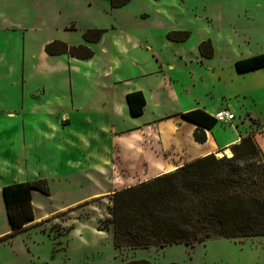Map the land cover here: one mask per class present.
<instances>
[{"label": "rangeland", "instance_id": "374dc122", "mask_svg": "<svg viewBox=\"0 0 264 264\" xmlns=\"http://www.w3.org/2000/svg\"><path fill=\"white\" fill-rule=\"evenodd\" d=\"M95 28L106 30L102 38L86 40L84 33ZM173 29L192 30L193 36L189 42L170 40L167 33ZM202 37L213 39L216 58L206 60L203 66L196 61L186 65V59L195 58L196 42ZM57 39L84 44L94 51L92 57L73 62L71 77L76 85L88 79L99 86L107 83L111 95L120 96L127 86L114 81L159 69L155 53L166 70L165 77L179 79L174 83L178 96L182 84L185 87L189 82V69L198 68L205 78L192 86L190 97L199 105L214 103L217 99L208 94L213 67L221 65L227 74L233 69L234 58L264 48V0H130L121 7H113L111 0H0V264H126L142 259L151 264H264V236L218 237L194 246L114 247L108 210L111 193L75 203L95 192L121 187L114 181L119 168L100 158L102 153L109 157L114 153L112 135H96L89 140L88 149L78 148L70 154L55 151L49 140L37 144L41 142L37 137L39 123L47 127V123L57 121L52 115L43 119L47 101L68 106L71 98L68 88L65 92V87H58L60 79H68L70 72L41 76L45 47ZM159 75L133 81L154 86L163 80ZM46 81L49 87L43 88ZM98 88L103 95L108 92L105 87ZM93 98L101 101L99 94ZM187 103L183 98L171 102L163 95L151 100L146 116L120 120L131 126ZM101 119L107 121L104 116ZM73 120V125L65 126L66 137L85 127L82 119ZM68 127L74 132L67 131ZM218 130L227 137L237 132L230 122L219 121ZM163 140L164 135H155V145ZM36 175L47 179L50 194L35 192L38 219L9 236L12 230L3 187L10 180L28 181Z\"/></svg>", "mask_w": 264, "mask_h": 264}, {"label": "trees", "instance_id": "16d2710c", "mask_svg": "<svg viewBox=\"0 0 264 264\" xmlns=\"http://www.w3.org/2000/svg\"><path fill=\"white\" fill-rule=\"evenodd\" d=\"M130 0H111L113 7ZM105 29H88L84 38L99 41ZM189 31H174L168 37L183 41ZM210 40L201 43L211 47ZM212 48V47H211ZM49 54L68 53L89 58L94 51L87 45H69L62 40L49 42ZM238 72L264 67V53L236 61ZM131 113L140 115L146 103L141 91L127 95ZM182 116L195 123V139L207 140L206 129L219 120L202 108ZM231 154L211 153L149 180L116 190L109 205L114 247L116 249L165 248L185 243L194 246L207 240L264 236V151L253 135L242 136L231 145ZM50 194L46 178L18 182L3 187V198L11 226L17 234L36 221L33 191ZM6 235V236H8ZM126 264H151L146 259Z\"/></svg>", "mask_w": 264, "mask_h": 264}, {"label": "crops", "instance_id": "0c3cea01", "mask_svg": "<svg viewBox=\"0 0 264 264\" xmlns=\"http://www.w3.org/2000/svg\"><path fill=\"white\" fill-rule=\"evenodd\" d=\"M172 31L190 32V36L187 39L183 41L176 40L177 42H189L193 36V31L188 29H173ZM168 39L170 38L168 37ZM208 39L212 43V48L207 46L204 50L206 53H213L210 57L206 56L200 47L201 43ZM85 42L88 45L93 44L92 42ZM214 43L213 39L209 37L199 39L194 49L195 58L191 60L189 58L186 59V65H189L190 61H196V63H200L199 66H203L206 60L216 58L218 51ZM149 49L153 52L150 46ZM261 53H264V48L248 53L246 56L234 58L232 61V65H234L233 69L231 72L228 71L227 74L223 70V66L222 68H220L221 65L213 67L210 76L211 86L208 94L215 97L217 99L216 102L199 105L197 99L190 97L192 86L197 85L198 82H201L205 78L202 70L200 72V70L197 71L198 68H195L196 70L191 68L187 74V82H189L185 87L182 84L181 90L182 98L190 104L187 103V105L180 106V108L171 109V111L164 114L153 111V113L157 114L150 120L145 119L143 122H136L134 125L129 126L123 122L124 119L121 121L120 118L146 116L150 109L151 100H156L163 95L164 97H169L171 102L182 99L181 96H178L176 86L174 85L179 79L170 75L169 79L165 77L167 75L166 70L155 53H153V56L160 62L159 69L138 76L131 75L117 78L114 81L115 84L125 83L127 87L122 89L120 96H114L109 92V85L107 83H100L99 86L98 83L88 79L87 81L78 82V85H76V81L71 76H73L75 71L73 62L80 61L79 58L68 53L53 55L45 50L41 66V76L46 77L49 73L60 74L70 72L71 78L60 79L58 87L60 90L65 87V92L66 88H68L71 98L68 106L61 103L52 104L50 101H47L48 106L43 107L45 114L42 117L43 119H49V116L52 115L57 118V121L55 124L47 123V127L39 123L40 127H37V137L39 136L38 139L41 142H37V144L39 143V146L41 144L44 145L49 140L52 142L55 151L58 150V152L70 154L78 148L81 150L88 149L90 146L89 140H93L96 135H112L114 153L110 157L102 153L100 158L104 163L113 161V166L119 168L116 171L117 174L114 181L115 183H120L121 187L114 188L113 191L95 192L75 203L103 193L112 194L116 190L149 180L211 153L217 154L220 151L226 153L229 151L228 153H231V145L240 141L242 136L253 135L264 151V67L238 72L235 65L239 59ZM180 57L183 58L184 54H180ZM114 67L117 70L119 69L118 62L117 66ZM153 74H160L159 76L163 77L162 82L154 86H141L133 81L140 76L149 78ZM49 83V81H46L43 84V88L49 87ZM101 86L108 90L106 95H103L101 88H98ZM75 87L78 88V96L75 95ZM135 91H141L146 99L143 113L136 116L131 113L127 99V95ZM97 94L101 97L100 102H96L95 98H93V95L96 96ZM51 104L52 106L50 107ZM197 107H202V109L215 117L222 110H230L235 114V118L230 123L236 128L237 132L230 137L221 134L218 130V122L213 129H206L207 140L205 142L197 141L194 136L197 125L182 116L183 113ZM101 116H104L107 121H103ZM75 118L82 119L85 127L82 132H76L71 137H66L65 126L68 124L73 125V119ZM71 130L68 127L67 131L74 132ZM156 134L159 136L164 135L163 142L157 143L158 146L155 145ZM56 135L58 136L57 138ZM25 137L26 135L24 139H26ZM38 178L43 177L36 175L33 180ZM25 181L27 180H10L6 185ZM36 191L38 190L33 191V196L36 194Z\"/></svg>", "mask_w": 264, "mask_h": 264}, {"label": "built area", "instance_id": "2783aa9c", "mask_svg": "<svg viewBox=\"0 0 264 264\" xmlns=\"http://www.w3.org/2000/svg\"><path fill=\"white\" fill-rule=\"evenodd\" d=\"M216 118L223 122H232L235 118V114L230 110H222L217 113Z\"/></svg>", "mask_w": 264, "mask_h": 264}, {"label": "bare ground", "instance_id": "6f19581e", "mask_svg": "<svg viewBox=\"0 0 264 264\" xmlns=\"http://www.w3.org/2000/svg\"><path fill=\"white\" fill-rule=\"evenodd\" d=\"M229 151H227V153L226 152H218L217 154H218V156H223L224 154H231V153H228Z\"/></svg>", "mask_w": 264, "mask_h": 264}]
</instances>
